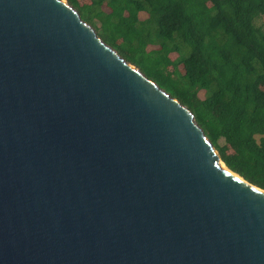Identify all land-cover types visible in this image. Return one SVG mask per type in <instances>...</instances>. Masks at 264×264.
Returning <instances> with one entry per match:
<instances>
[{"label":"water","instance_id":"1","mask_svg":"<svg viewBox=\"0 0 264 264\" xmlns=\"http://www.w3.org/2000/svg\"><path fill=\"white\" fill-rule=\"evenodd\" d=\"M0 264H264V189L67 0H0Z\"/></svg>","mask_w":264,"mask_h":264},{"label":"trees","instance_id":"2","mask_svg":"<svg viewBox=\"0 0 264 264\" xmlns=\"http://www.w3.org/2000/svg\"><path fill=\"white\" fill-rule=\"evenodd\" d=\"M67 1L193 112L230 170L264 189V0Z\"/></svg>","mask_w":264,"mask_h":264},{"label":"rangeland","instance_id":"3","mask_svg":"<svg viewBox=\"0 0 264 264\" xmlns=\"http://www.w3.org/2000/svg\"><path fill=\"white\" fill-rule=\"evenodd\" d=\"M257 23L259 24H264V21L262 19H260ZM204 95H203V92H200L199 94V98H202ZM258 138V137H257Z\"/></svg>","mask_w":264,"mask_h":264},{"label":"bare ground","instance_id":"4","mask_svg":"<svg viewBox=\"0 0 264 264\" xmlns=\"http://www.w3.org/2000/svg\"><path fill=\"white\" fill-rule=\"evenodd\" d=\"M222 166H223V164H222Z\"/></svg>","mask_w":264,"mask_h":264}]
</instances>
